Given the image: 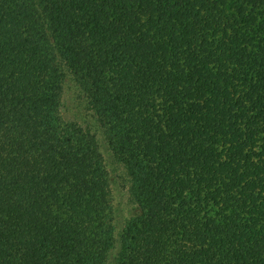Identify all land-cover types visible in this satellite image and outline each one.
<instances>
[{
	"label": "trees",
	"instance_id": "obj_1",
	"mask_svg": "<svg viewBox=\"0 0 264 264\" xmlns=\"http://www.w3.org/2000/svg\"><path fill=\"white\" fill-rule=\"evenodd\" d=\"M69 78L128 187L121 230ZM117 249L264 264V0H0V264Z\"/></svg>",
	"mask_w": 264,
	"mask_h": 264
},
{
	"label": "rangeland",
	"instance_id": "obj_2",
	"mask_svg": "<svg viewBox=\"0 0 264 264\" xmlns=\"http://www.w3.org/2000/svg\"><path fill=\"white\" fill-rule=\"evenodd\" d=\"M63 96L62 117L65 120L75 121L97 134L111 176L113 204L116 209L115 224L117 229L121 230L126 220L133 215L134 206L129 201L128 187L120 173V166L114 162L101 131L95 125L91 111L87 109L78 88L70 78L65 84ZM117 254L118 249L112 252L107 264H115Z\"/></svg>",
	"mask_w": 264,
	"mask_h": 264
}]
</instances>
